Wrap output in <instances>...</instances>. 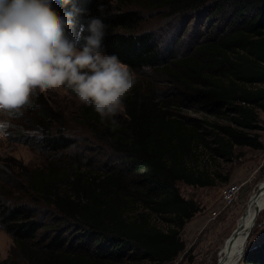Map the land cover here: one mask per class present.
<instances>
[{
	"label": "trees",
	"instance_id": "obj_1",
	"mask_svg": "<svg viewBox=\"0 0 264 264\" xmlns=\"http://www.w3.org/2000/svg\"><path fill=\"white\" fill-rule=\"evenodd\" d=\"M108 1L72 0L65 7L54 0V7L74 11L77 26L100 17L105 50L137 75L178 88L180 99L137 82L115 116V131L82 105L81 138L42 94L33 95L41 110L29 107L27 126L37 134L24 140L59 157L25 182L5 178L16 192L0 191V226L14 248L0 264H117L125 258L170 264L186 250L182 229L201 211L178 183L217 185L228 174L199 164L202 157L220 166L233 160L237 147L264 148V0H112L113 8ZM150 10L187 23L198 16L204 28L191 36L186 24L164 39L142 27ZM186 101L203 116L177 115ZM242 264H264V238L246 250Z\"/></svg>",
	"mask_w": 264,
	"mask_h": 264
},
{
	"label": "clouds",
	"instance_id": "obj_2",
	"mask_svg": "<svg viewBox=\"0 0 264 264\" xmlns=\"http://www.w3.org/2000/svg\"><path fill=\"white\" fill-rule=\"evenodd\" d=\"M71 3L63 0L65 7ZM105 28L96 16L77 26L75 12L61 14L54 0H0V114L21 119L26 107H40L31 99L36 89L67 88L115 131V116L137 79L105 50ZM11 128L9 119H0V136Z\"/></svg>",
	"mask_w": 264,
	"mask_h": 264
},
{
	"label": "rangeland",
	"instance_id": "obj_3",
	"mask_svg": "<svg viewBox=\"0 0 264 264\" xmlns=\"http://www.w3.org/2000/svg\"><path fill=\"white\" fill-rule=\"evenodd\" d=\"M114 1L107 2V7L113 8ZM189 17H187L188 19ZM189 23V24H188ZM177 18H168L166 13L160 10L146 11L143 15L142 27L144 30L154 29L158 36L166 39L172 37L180 27L187 24L188 34L197 33L198 29L204 28L203 22L200 23L198 16L189 18V22ZM201 24V25H200ZM206 24V23H205ZM178 35V34H177ZM196 36V35H195ZM191 37H184L183 40L188 42ZM186 49V47H184ZM182 50V49H181ZM138 84L147 85L153 84L159 92L167 99H180V90L173 88L165 82H155L149 77H141L134 73ZM43 95L45 102L56 110L62 120L67 121L72 132L78 137L85 136L84 129L80 126L79 112L83 104L75 97V94L70 89H61L57 91L41 92L36 89L33 95ZM32 95V96H33ZM37 95V96H38ZM38 96V98H39ZM41 97V96H40ZM42 98V97H41ZM29 107L23 109L27 114L21 119H12L0 114V119H9L12 128L9 129L10 135L0 136V191L10 194H15V190L9 185L10 182H5L9 175L14 176L21 182L27 180V174L34 170L44 168L52 159L59 157V154L42 151L38 146L28 143L26 139L34 134V130L28 129L27 117L30 115ZM41 108L35 112L40 111ZM177 115L186 117H202L200 111L192 107L190 102L186 101L184 107L178 108ZM25 114V113H24ZM260 121L264 126V111L260 112ZM27 136H22V135ZM21 135L22 137H18ZM264 139V130L260 132ZM82 138V137H81ZM264 144V143H263ZM102 150V149H101ZM209 157V155H208ZM206 155L199 160V164H212V171L215 169L221 170L223 175L228 174V180L221 178L217 185L200 187L188 185L184 182H179V188L186 198L196 200L201 211L198 212L182 229L181 236L186 243V250L170 264H218L219 258L223 251V246L226 240L232 235L237 228L240 218L247 207V203L251 195L261 187L264 182V148L258 149L251 146L237 147L236 155L233 160L221 161L219 165L215 160H211ZM102 157H100L101 159ZM103 160V158L101 159ZM113 159H110L112 162ZM211 160V162H210ZM113 164V163H112ZM261 164V165H260ZM244 174V180L233 181L235 175ZM232 182L244 183L238 200L235 204L228 207L222 212L217 219H211L212 212L222 205V190ZM22 196V194H18ZM1 197V192H0ZM23 197V196H22ZM5 200H8L6 197ZM69 230L72 228H68ZM252 233L249 237L246 250L260 243L264 238V209L260 212L255 225L252 228ZM74 230V228L72 229ZM14 248V240L9 232L0 226V259L7 258ZM18 260H20L18 258ZM21 264H26L22 262ZM117 264H155L148 259H123ZM242 264V262L240 263Z\"/></svg>",
	"mask_w": 264,
	"mask_h": 264
},
{
	"label": "bare ground",
	"instance_id": "obj_4",
	"mask_svg": "<svg viewBox=\"0 0 264 264\" xmlns=\"http://www.w3.org/2000/svg\"><path fill=\"white\" fill-rule=\"evenodd\" d=\"M259 208H261V211L264 209V182L261 187L251 195L237 226L239 230L233 239H231V235L226 240L219 261L224 257L226 264H240L242 262L244 250L248 246L249 232L256 223L258 218L256 215Z\"/></svg>",
	"mask_w": 264,
	"mask_h": 264
},
{
	"label": "built area",
	"instance_id": "obj_5",
	"mask_svg": "<svg viewBox=\"0 0 264 264\" xmlns=\"http://www.w3.org/2000/svg\"><path fill=\"white\" fill-rule=\"evenodd\" d=\"M244 183L232 182L222 190V205L212 212L211 219H217L224 210L235 204L238 200Z\"/></svg>",
	"mask_w": 264,
	"mask_h": 264
},
{
	"label": "water",
	"instance_id": "obj_6",
	"mask_svg": "<svg viewBox=\"0 0 264 264\" xmlns=\"http://www.w3.org/2000/svg\"><path fill=\"white\" fill-rule=\"evenodd\" d=\"M260 211H261V208L258 209V212H257L256 217L259 216ZM238 230H239V228H237V229L233 232L231 239H233V238L236 236ZM252 230H253V229H251L250 232H249V237H250V235H251V233H252ZM245 252H246V248H245V250H244V253H243V256H242V260H243V258H244ZM242 260H241V261H242ZM218 264H226V262H225V260H224V257H222V258L220 259V261H219Z\"/></svg>",
	"mask_w": 264,
	"mask_h": 264
},
{
	"label": "crops",
	"instance_id": "obj_7",
	"mask_svg": "<svg viewBox=\"0 0 264 264\" xmlns=\"http://www.w3.org/2000/svg\"><path fill=\"white\" fill-rule=\"evenodd\" d=\"M260 140L264 143V139H263V137L261 136L260 137ZM261 165V164H260ZM242 178H244V174H241V175H235L234 177H233V181L235 180V181H242V180H244V179H242Z\"/></svg>",
	"mask_w": 264,
	"mask_h": 264
}]
</instances>
